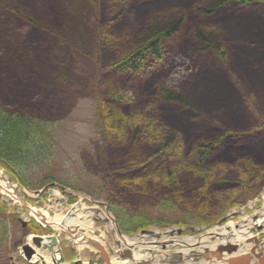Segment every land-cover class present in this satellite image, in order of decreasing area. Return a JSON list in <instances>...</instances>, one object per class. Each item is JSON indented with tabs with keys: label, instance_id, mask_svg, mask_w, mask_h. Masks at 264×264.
Here are the masks:
<instances>
[{
	"label": "rangeland",
	"instance_id": "obj_1",
	"mask_svg": "<svg viewBox=\"0 0 264 264\" xmlns=\"http://www.w3.org/2000/svg\"><path fill=\"white\" fill-rule=\"evenodd\" d=\"M129 3V8L146 15L165 7L163 5L166 0H131ZM103 4L101 0H0V72L3 91L9 99H14L11 103L18 105L23 100L21 104L24 106V99L30 100L35 109L36 121L46 123V134L44 138L37 139V157L33 156L35 161L24 180L29 190L20 186L22 183L11 166L0 165L1 178L8 180L19 198L18 202L4 196L2 198L9 202L8 212L14 220L10 222L8 238L0 243V264H31L25 258L24 246L30 244L37 248L30 241L32 235H56L66 264H74L78 260H81V264H105L99 259L97 250L88 247L81 249L67 232H61L51 224L44 226L41 221H35L30 208L47 213L53 218L60 213L67 215L73 206L81 204L84 213L93 209L110 217L119 232L121 227L118 214L127 213L155 220L159 224H152L135 232L121 233L122 236L138 238L143 236L140 233L142 230L159 231L160 236L156 242L149 243L154 248L144 250L150 256L134 264H194L197 260L193 254L196 251L203 252L201 244L206 243L208 234L214 233L218 228H225V224L218 225L221 219L232 213H240V217L230 219V222L237 225L264 206V171L254 176V181H244L241 187L223 193L219 200L209 201L214 209L200 211L201 213L189 212L181 205L163 210L158 201L149 195L119 197L113 191L109 179L118 171L129 170L130 159L126 152L114 154L103 126L100 98L108 85H112L110 89L119 90L128 98H134L140 92L145 94L156 87L178 86L191 75L197 78L199 68L205 65L210 66L211 73L215 75L221 70L225 71L234 83V97L219 110L212 109L220 114L219 117H214L215 114L207 111L201 112L203 120L197 121L195 125L198 127L203 125L204 120L211 121L208 115L212 116L214 123L219 125L218 128L229 136L246 137L234 147L256 144L264 139V94L258 88L249 87L245 81L248 76L244 77L242 74L244 69L235 68L231 61L221 60L211 52L194 58H191L190 53L188 56L186 52L191 39L187 35H173L169 39L168 44L164 45L169 57L155 71L132 77L131 80L130 77L111 75L109 61L103 55L97 33V7ZM59 11L62 19L55 23L53 19L55 13L59 18ZM223 17L226 18L221 19ZM225 19L232 32L242 30L247 36L251 32L263 30L264 27L259 26L256 21L264 20V8L258 5L240 8L230 6L200 21L213 26ZM189 28H192V23L187 19L184 29L190 30ZM240 44L253 45L256 42L245 40ZM224 46L232 53V49L240 53L230 43ZM227 50L225 52L229 54ZM249 50L245 48L243 53L254 55ZM263 56L264 54L260 55ZM257 67L260 68V65ZM257 71V76L264 78L260 73L262 71ZM109 75V79H106ZM184 92L189 95V91ZM218 98L222 101L225 99L220 96ZM190 108L195 109L194 106ZM222 113H227L233 120L232 126L221 125ZM183 114L186 118L184 123L182 119L181 121L183 125L189 126L190 113L183 111ZM187 132L185 130L183 142L186 150L189 145L198 141ZM214 159L219 162L217 155ZM242 164L243 162L233 165L222 163L215 174L218 177L238 178L240 169H244ZM11 176L15 178L14 181ZM182 176L185 183V175ZM242 178L249 181L245 173ZM195 184L192 182L193 186ZM140 192L144 194L148 190L142 187ZM23 222L27 223L26 227ZM92 229V236L100 237L112 260L118 258L122 250L132 248L116 240L113 230L109 229L103 219L93 220ZM179 230L181 234L178 233ZM166 236L168 237L164 238ZM263 236L264 234L260 237ZM191 239H200L201 244L195 246L187 243ZM186 250L189 251L187 254ZM37 252L48 264H52L51 257L54 254L50 247ZM155 259L159 262H155Z\"/></svg>",
	"mask_w": 264,
	"mask_h": 264
},
{
	"label": "trees",
	"instance_id": "obj_2",
	"mask_svg": "<svg viewBox=\"0 0 264 264\" xmlns=\"http://www.w3.org/2000/svg\"><path fill=\"white\" fill-rule=\"evenodd\" d=\"M101 1L104 4L97 7V33L103 55L109 61L111 75L130 77L131 80L132 77L155 71L166 58L164 45L168 44L169 39L173 35H187L191 39L186 52L188 56L190 53L194 58L211 52L221 60L231 61L235 68L244 69L242 74L248 76L245 81L249 87L258 88L264 94V78L257 76V70L264 75V56L260 57L264 54V28L245 36L242 30L232 32L226 19L219 20L213 26L200 21L232 4L238 8L264 5V0H169V3L166 0L165 7L146 15L129 8L131 0ZM187 19L192 23L190 30L184 29ZM256 23L264 27V20ZM245 40L256 44H240ZM226 43L239 49L240 53L225 49ZM245 48L254 55L243 53ZM199 69L197 78L191 75L178 86L156 87L145 94L140 92L134 98L110 89L112 85L104 90L100 98V111L109 144L114 154L126 152L130 159L129 170L118 171L109 179L119 197L149 195L158 201L163 210L181 205L189 212H208L214 209L209 201L219 200L223 193L241 187L244 181H254V176L264 171V167H260L264 166V139L256 144L234 147L246 137L229 136L218 128L219 125L210 115L211 121L204 120L203 125L196 127L195 123L203 120L201 112L207 111L219 117L220 114L212 109L219 110L235 95L234 83L225 71L221 70L215 75L208 65ZM184 91H189V95ZM219 96L225 99L222 101ZM12 100L3 91L0 72V165L11 166L19 179L24 181L35 161L33 156H36L39 148L37 139L44 138L46 134V123L36 121L30 100L25 98L24 106L21 104L23 100L18 105L11 103ZM183 111L190 113L189 126L183 125L186 118ZM220 120L224 126L234 123L227 113H222ZM185 130L198 140L187 150L183 143ZM216 155L219 162L214 159ZM236 162H243L244 167L240 169L238 178L218 177L215 174L222 163L233 165ZM244 173L249 181L242 178ZM182 175H185V183ZM142 187L148 193L140 192ZM13 220L0 197V243L8 238ZM118 222L121 231L126 233L159 224L155 220L127 213L118 214Z\"/></svg>",
	"mask_w": 264,
	"mask_h": 264
},
{
	"label": "bare ground",
	"instance_id": "obj_3",
	"mask_svg": "<svg viewBox=\"0 0 264 264\" xmlns=\"http://www.w3.org/2000/svg\"><path fill=\"white\" fill-rule=\"evenodd\" d=\"M31 7H34L32 4H29ZM40 13V12H39ZM49 13V12H48ZM43 15V13H40ZM50 15V13H49ZM62 19V16L59 11V18L57 14L55 13V23H58ZM1 174V173H0ZM0 190L3 191L4 193H11V190L8 188L7 183L3 181V178L0 176ZM263 200H264V195H263ZM85 211L81 205H77L74 207L70 214L68 216L64 215H56L55 217H50L47 213H40L36 209H32V215L34 218H36L39 221H42L44 224H51L54 227H56L58 230L64 232L66 231L67 233L70 234V237L73 238L75 236V243L79 245V248H90L94 249V246H97L98 243L101 244L103 243L102 240H100V237H93L92 236V222L93 219H106L107 224L109 226L110 230H113L115 234L116 240H120L122 245H126L128 247H133L134 252H133V259L132 261H121L119 259H114L112 260L111 264H134L136 262L144 261L145 259L150 256L149 252H144L145 251H150L153 249V246H150L149 243L150 241H153L155 239V236L153 237H144L142 239L139 238H129L126 236H122L119 234V232L115 229V224L113 220L105 215L104 213L98 211V210H90L84 213ZM259 213V219L256 223L252 222V217H247L246 222H248L247 225H244L245 223H241V226L239 229L235 228V224L233 222L229 223L230 230L222 229L220 230V236L222 238H216L214 242L210 241V237L208 236L205 240L208 242V246L211 250H214L217 247V244L220 242H234V243H240L244 244V240L247 236H251L249 232V228L258 225L264 226V206L263 208L258 211ZM95 214H98L97 217H95ZM76 231L78 235H74L73 231ZM248 233V234H247ZM168 236L164 237L167 238ZM143 240V241H141ZM202 241V240H201ZM46 243H49L47 239H45ZM199 241H194L193 239L187 241L189 244H195ZM147 245V246H146ZM250 246L244 244L241 248L240 251H246ZM186 254L189 252L188 250L185 251ZM43 257V256H42ZM58 258V257H56ZM33 262H39V253L37 252L33 257H32ZM47 262V260L45 259ZM155 262H159V260L155 259ZM188 263V261H186ZM41 264V262H39ZM48 264V263H47Z\"/></svg>",
	"mask_w": 264,
	"mask_h": 264
},
{
	"label": "water",
	"instance_id": "obj_4",
	"mask_svg": "<svg viewBox=\"0 0 264 264\" xmlns=\"http://www.w3.org/2000/svg\"><path fill=\"white\" fill-rule=\"evenodd\" d=\"M257 218L255 217L254 220H256ZM258 229L260 230L261 227H258ZM51 241V248H55L58 246V240L55 236H51L50 238ZM255 242V248L251 249V254H242V256L240 257H234V258H229V259H225V257L223 256L224 253L228 254V255H232L233 253H236L238 251V246L236 245H230V246H222L218 248L217 254H215V257L218 261H223V263H227V264H264V253L259 249V245L264 246V243L259 244L258 240H253ZM33 243L36 245L37 248H42L43 245H45L44 240L42 237L39 236H34L33 237ZM257 250H259V252H257ZM24 251H25V256L27 258V260H31L32 256L35 254V250L31 247V246H25L24 247ZM100 252H101V257L103 258V260H106V262L108 264H111L109 262V260H107V254L105 252V250L103 248H100ZM57 253L60 254V259L59 260H52L53 264H63L64 263V258L60 252V249L57 250ZM125 257H129L131 258V253L127 252ZM207 259H211L210 256H206ZM41 262L42 264H46L45 260L43 259V257L40 256ZM33 264H38V263H33Z\"/></svg>",
	"mask_w": 264,
	"mask_h": 264
},
{
	"label": "flooded vegetation",
	"instance_id": "obj_5",
	"mask_svg": "<svg viewBox=\"0 0 264 264\" xmlns=\"http://www.w3.org/2000/svg\"><path fill=\"white\" fill-rule=\"evenodd\" d=\"M264 238V237H263ZM263 238H260V241H262L263 240Z\"/></svg>",
	"mask_w": 264,
	"mask_h": 264
}]
</instances>
